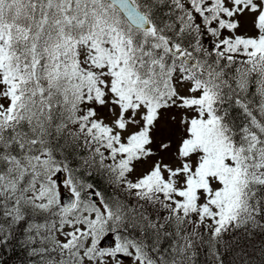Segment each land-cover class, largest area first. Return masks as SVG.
Listing matches in <instances>:
<instances>
[{"label": "snow or ice", "instance_id": "6c2138e0", "mask_svg": "<svg viewBox=\"0 0 264 264\" xmlns=\"http://www.w3.org/2000/svg\"><path fill=\"white\" fill-rule=\"evenodd\" d=\"M17 246L27 264H254L264 0H0V264Z\"/></svg>", "mask_w": 264, "mask_h": 264}, {"label": "rangeland", "instance_id": "374dc122", "mask_svg": "<svg viewBox=\"0 0 264 264\" xmlns=\"http://www.w3.org/2000/svg\"><path fill=\"white\" fill-rule=\"evenodd\" d=\"M249 30L250 31V26L246 23L243 22V18H242V25L240 28V31L243 32L245 30ZM99 115L105 117V119H107V111L106 109H98ZM175 115L177 117V121L173 122L171 120V116ZM179 113L177 110L172 109L169 110L167 112H163L162 113V117L157 125L158 127V133H157V137H164V138H171L173 140V149L175 148V143L177 141V138L180 134V129H179ZM152 159H155V157H153ZM151 164V161H148L147 164L145 163H140L137 164V173H139L140 171H142L143 169L147 168L148 165ZM62 192H66V190H64L63 188L61 189Z\"/></svg>", "mask_w": 264, "mask_h": 264}, {"label": "trees", "instance_id": "16d2710c", "mask_svg": "<svg viewBox=\"0 0 264 264\" xmlns=\"http://www.w3.org/2000/svg\"><path fill=\"white\" fill-rule=\"evenodd\" d=\"M93 180H95V182L100 185L107 193L112 192L111 187L107 186L103 182L102 177L94 176ZM3 255L5 256L6 264H27L28 261V257L25 250L20 248L19 246H17L13 251L7 252ZM228 259H231V256L226 257V260ZM252 259L254 261V264H264V254L260 253L259 246H257V249L252 255Z\"/></svg>", "mask_w": 264, "mask_h": 264}, {"label": "water", "instance_id": "95a60500", "mask_svg": "<svg viewBox=\"0 0 264 264\" xmlns=\"http://www.w3.org/2000/svg\"><path fill=\"white\" fill-rule=\"evenodd\" d=\"M64 198H65V200L67 199V194H65ZM104 242H105V244L110 243V241H108V240H105Z\"/></svg>", "mask_w": 264, "mask_h": 264}, {"label": "bare ground", "instance_id": "6f19581e", "mask_svg": "<svg viewBox=\"0 0 264 264\" xmlns=\"http://www.w3.org/2000/svg\"><path fill=\"white\" fill-rule=\"evenodd\" d=\"M22 254V253H21ZM20 257V256H19Z\"/></svg>", "mask_w": 264, "mask_h": 264}]
</instances>
